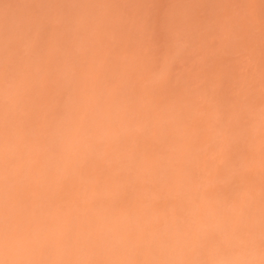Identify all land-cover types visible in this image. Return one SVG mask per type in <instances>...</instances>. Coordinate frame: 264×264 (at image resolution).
<instances>
[{
	"label": "clouds",
	"instance_id": "1",
	"mask_svg": "<svg viewBox=\"0 0 264 264\" xmlns=\"http://www.w3.org/2000/svg\"><path fill=\"white\" fill-rule=\"evenodd\" d=\"M0 264H264V0H0Z\"/></svg>",
	"mask_w": 264,
	"mask_h": 264
}]
</instances>
